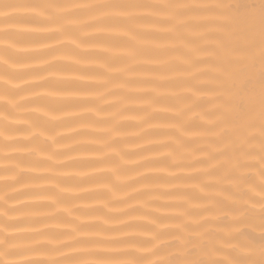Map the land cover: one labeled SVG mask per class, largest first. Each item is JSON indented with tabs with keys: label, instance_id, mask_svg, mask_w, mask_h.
I'll use <instances>...</instances> for the list:
<instances>
[{
	"label": "clouds",
	"instance_id": "clouds-1",
	"mask_svg": "<svg viewBox=\"0 0 264 264\" xmlns=\"http://www.w3.org/2000/svg\"><path fill=\"white\" fill-rule=\"evenodd\" d=\"M0 264H264V0H0Z\"/></svg>",
	"mask_w": 264,
	"mask_h": 264
}]
</instances>
